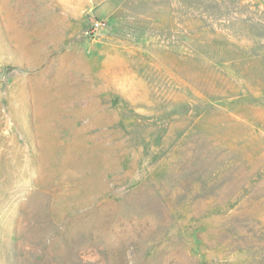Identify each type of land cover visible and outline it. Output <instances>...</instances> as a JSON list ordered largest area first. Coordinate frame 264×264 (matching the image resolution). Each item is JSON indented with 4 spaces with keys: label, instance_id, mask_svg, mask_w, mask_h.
Segmentation results:
<instances>
[{
    "label": "rangeland",
    "instance_id": "1",
    "mask_svg": "<svg viewBox=\"0 0 264 264\" xmlns=\"http://www.w3.org/2000/svg\"><path fill=\"white\" fill-rule=\"evenodd\" d=\"M0 264H264V0H0Z\"/></svg>",
    "mask_w": 264,
    "mask_h": 264
},
{
    "label": "built area",
    "instance_id": "2",
    "mask_svg": "<svg viewBox=\"0 0 264 264\" xmlns=\"http://www.w3.org/2000/svg\"><path fill=\"white\" fill-rule=\"evenodd\" d=\"M96 24H97V26H98V23H96ZM94 28H97V27L95 26Z\"/></svg>",
    "mask_w": 264,
    "mask_h": 264
}]
</instances>
